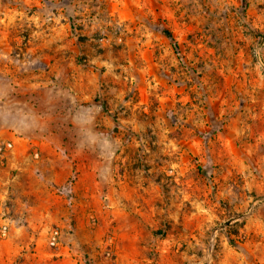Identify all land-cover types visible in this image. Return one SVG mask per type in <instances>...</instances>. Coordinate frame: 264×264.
Masks as SVG:
<instances>
[{
  "label": "rangeland",
  "instance_id": "rangeland-1",
  "mask_svg": "<svg viewBox=\"0 0 264 264\" xmlns=\"http://www.w3.org/2000/svg\"><path fill=\"white\" fill-rule=\"evenodd\" d=\"M245 2L0 0V207L29 252H66L36 264H264Z\"/></svg>",
  "mask_w": 264,
  "mask_h": 264
},
{
  "label": "crops",
  "instance_id": "crops-1",
  "mask_svg": "<svg viewBox=\"0 0 264 264\" xmlns=\"http://www.w3.org/2000/svg\"><path fill=\"white\" fill-rule=\"evenodd\" d=\"M25 221L28 225H34V220L27 214ZM17 238L16 230H8L6 238L0 240V264H36L40 259H54V257L59 262L65 261L66 252L62 249L52 250L46 244H41L37 238L33 252H29L26 248L28 242L19 241Z\"/></svg>",
  "mask_w": 264,
  "mask_h": 264
},
{
  "label": "built area",
  "instance_id": "built-area-1",
  "mask_svg": "<svg viewBox=\"0 0 264 264\" xmlns=\"http://www.w3.org/2000/svg\"><path fill=\"white\" fill-rule=\"evenodd\" d=\"M5 213L3 212L2 208L0 207V237H5L8 233V225L6 223ZM57 232H55V235ZM55 240V239H53ZM52 244L54 241H51Z\"/></svg>",
  "mask_w": 264,
  "mask_h": 264
},
{
  "label": "trees",
  "instance_id": "trees-1",
  "mask_svg": "<svg viewBox=\"0 0 264 264\" xmlns=\"http://www.w3.org/2000/svg\"><path fill=\"white\" fill-rule=\"evenodd\" d=\"M242 4H243L244 7H245V5H246L245 0H242ZM163 33H164V35H165L166 37H168L169 39H172L171 34H170L167 30H163ZM174 48L176 49V46H174Z\"/></svg>",
  "mask_w": 264,
  "mask_h": 264
}]
</instances>
